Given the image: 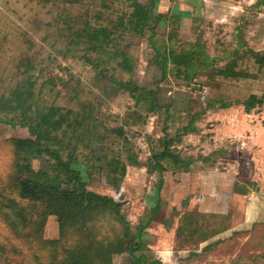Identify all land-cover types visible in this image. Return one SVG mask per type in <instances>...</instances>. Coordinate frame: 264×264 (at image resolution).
Listing matches in <instances>:
<instances>
[{
  "label": "rangeland",
  "instance_id": "1",
  "mask_svg": "<svg viewBox=\"0 0 264 264\" xmlns=\"http://www.w3.org/2000/svg\"><path fill=\"white\" fill-rule=\"evenodd\" d=\"M132 2L0 5V264L53 261L46 245L24 237L23 218L36 203L7 186L15 163L51 172L48 154L22 158L12 142L40 130L48 132L44 144L64 158L72 153L87 189L122 202L132 250L112 254L111 264H156L171 246L174 263L164 264H264V1L260 10L248 5L262 23L248 21L238 33L232 0H210L208 12L200 7L185 22L161 13L154 31L150 21L131 22ZM98 28L110 32L102 47L88 36ZM189 171L206 178L205 188L187 189ZM91 224L103 239L124 227L110 208ZM171 227L192 232L188 253L176 251L186 238ZM42 236L58 237L56 215L46 217Z\"/></svg>",
  "mask_w": 264,
  "mask_h": 264
},
{
  "label": "trees",
  "instance_id": "2",
  "mask_svg": "<svg viewBox=\"0 0 264 264\" xmlns=\"http://www.w3.org/2000/svg\"><path fill=\"white\" fill-rule=\"evenodd\" d=\"M157 0H147L141 3L133 0L131 22L135 26H141L150 21V30L154 31L156 22L160 20L161 13L151 10ZM149 19V20H148ZM110 32L103 28L94 29L88 36L97 42L98 47L107 43ZM123 62L127 64V57ZM165 64V59L161 60ZM221 74L224 70H219ZM44 123L52 128H57V121L43 116ZM34 138H14L12 140L16 152L33 153L37 156L41 153L48 154L53 158L50 164V171L33 170L30 165L19 166L16 163L14 172L7 174L9 188L16 192V198L34 202L28 212V217L23 218L25 227V238H30L42 243L52 256V264H111L112 254L132 249L126 245L125 238L128 234L129 222L121 215V201H114L110 196L97 193L87 189L82 180L81 171L73 166L77 161L72 159V153L68 152L65 158L59 153V148H52L44 144L48 132L33 131ZM170 140L165 139V148L160 155L168 152ZM156 155V154H155ZM74 158V157H73ZM72 159V160H71ZM6 168V167H5ZM150 171V168H148ZM27 173H26V172ZM26 173V174H24ZM124 174V169L121 170ZM6 200L12 197L3 196ZM15 199V198H14ZM12 208L16 206L12 200ZM110 208L114 218L123 223L122 233L110 239H103L97 236L94 230V220L102 215L104 209ZM32 210V211H31ZM49 214L56 215L58 222V237L45 238L42 236V229ZM73 237L68 246H60V242L66 236ZM108 237V236H107ZM136 246V245H135ZM60 250L59 253L57 250ZM135 248V247H134ZM156 264H161L156 261Z\"/></svg>",
  "mask_w": 264,
  "mask_h": 264
},
{
  "label": "crops",
  "instance_id": "3",
  "mask_svg": "<svg viewBox=\"0 0 264 264\" xmlns=\"http://www.w3.org/2000/svg\"><path fill=\"white\" fill-rule=\"evenodd\" d=\"M208 1L210 0H183V2H179L178 4H175L176 0H158V3H157V7H156V11L157 13H166V12H169L172 16V18H178V21L182 22V21H187L188 18H191L193 16V14L195 13L196 10H198V8L201 9V13L202 14H205V12H208L207 11V6H208ZM218 1H222V0H216V2ZM224 1V0H223ZM241 1H244V5H241L240 2ZM264 0H232V2L234 3H230L228 4L229 6V10H227L231 15L232 14H235V13H240L238 15V17L235 18V30H237L236 32L238 33L240 31V29L247 27V25H249L251 22H248V21H254V22H258L259 23H262L261 20L262 18L258 17V16H255V15H249V8L248 5H250L252 2H254V7L255 9H263V5H261V3L263 2ZM193 2H196L198 5L195 6V5H192L191 3ZM3 0H0V5L2 6L3 4ZM236 3V4H235ZM257 10V11H259ZM189 13V14H188ZM188 15V17H184V15ZM253 17V18H252ZM165 22H168V19L167 17H165ZM234 21V20H233ZM241 22H243L241 24ZM241 34V33H240ZM238 35L239 37H241V35ZM250 120V119H249ZM264 145V141L262 143ZM263 149H264V146H262ZM262 169V173H264V167L261 168ZM253 172V171H252ZM187 176H185L187 179V181L185 180V182H187V189H192V188H196V189H200V188H205V185L207 183V180L206 178H203V179H198L197 178V174L195 176V172L194 171H189L187 172ZM236 173H237V170H236ZM261 173V174H262ZM253 173H247L245 174V176L249 177V179L253 178ZM263 176L260 177L261 179L264 178V174H262ZM248 179V178H247ZM216 180V179H215ZM217 181H214V186L216 185ZM258 183H261V181H259ZM257 183V184H258ZM244 195H247V194H244ZM251 195V194H250ZM253 195H251L252 197ZM248 197V196H246ZM249 198L248 199V202H253V199L252 198ZM252 199V200H250ZM200 200H201V195H199L198 197H196V201H197V207H198V204H200ZM188 201V204H189V208L190 207H193V199L192 200H187ZM199 201V202H198ZM187 204V205H188ZM248 204V203H247ZM216 205V204H215ZM219 206V205H218ZM264 207V206H263ZM243 209H245V205L242 206ZM241 208V209H242ZM248 209V208H247ZM194 210V208H193ZM171 227L170 230H171V233L174 229L175 230V238H181V237H185L186 239H184L183 242H185V245L184 247H182L181 249H177L176 251L177 252H187L189 251V248L186 247V243L187 242H191V239L193 237V234L192 232L190 231H184V232H178L177 231V228H173ZM174 240V239H173ZM171 241V240H170ZM203 240L202 239H199V243H201ZM206 243V242H205ZM204 242L201 243V246L205 244ZM201 248H199V251H200ZM198 251V249L196 250ZM198 251V252H199ZM174 250H173V246H171V248H169V250H165V251H162L160 252V254L158 256H156L157 260L156 261H159L161 264H164V261L165 260H170L171 263H174L172 257H171V253H173Z\"/></svg>",
  "mask_w": 264,
  "mask_h": 264
},
{
  "label": "built area",
  "instance_id": "4",
  "mask_svg": "<svg viewBox=\"0 0 264 264\" xmlns=\"http://www.w3.org/2000/svg\"><path fill=\"white\" fill-rule=\"evenodd\" d=\"M122 190H123L122 187L113 190V192H112V196H113L115 199H121V197H122V195H123V194H122Z\"/></svg>",
  "mask_w": 264,
  "mask_h": 264
}]
</instances>
